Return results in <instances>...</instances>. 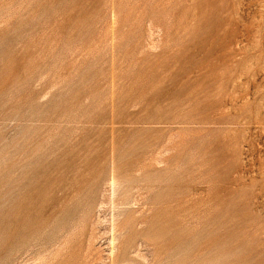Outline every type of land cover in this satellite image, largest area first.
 <instances>
[{
	"label": "rangeland",
	"instance_id": "rangeland-1",
	"mask_svg": "<svg viewBox=\"0 0 264 264\" xmlns=\"http://www.w3.org/2000/svg\"><path fill=\"white\" fill-rule=\"evenodd\" d=\"M31 259L264 264V0H0V264Z\"/></svg>",
	"mask_w": 264,
	"mask_h": 264
},
{
	"label": "bare ground",
	"instance_id": "bare-ground-1",
	"mask_svg": "<svg viewBox=\"0 0 264 264\" xmlns=\"http://www.w3.org/2000/svg\"><path fill=\"white\" fill-rule=\"evenodd\" d=\"M112 169V168H111ZM111 172V171H110ZM120 181V180H119ZM122 182H124V181H122ZM127 182V181H126ZM120 183V182H119ZM132 183V182H131ZM102 184H104V183H102ZM123 184V183H122ZM121 184V185H122ZM125 185H126V183H124ZM105 185H106V183H105ZM107 185H108V194H109V199H108V207L110 208V210L108 211V212H110V220H108L109 221V226H110V230H111V237H110V239H109V245H110V249L109 250H111V253H113L114 251V249H115V247L117 246V245H114V244H116V243H114V241H115V239H117V237L115 236V227L117 226L116 225V218H117V216H116V211H120V209H121V207H120V205H122L123 203H117V202H115L116 201V196H117V191H118V189L120 188V185H119V188H118V182H117V180H116V177L114 176V175H111L110 176V178H109V180H108V183H107ZM124 185V186H125ZM136 184H134V186H135ZM141 186V185H140ZM102 188H103V186H102ZM122 188V187H121ZM125 188V187H124ZM121 190H123V189H121ZM132 190V189H131ZM135 190V189H134ZM127 191H129V190H127ZM133 191V190H132ZM126 192V191H125ZM139 192V191H138ZM121 193V192H120ZM123 193V192H122ZM134 194H135V191L133 192ZM133 194V195H134ZM123 195H127V194H123ZM101 196V195H100ZM128 196H131L130 194L128 195ZM102 197V196H101ZM104 197V196H103ZM124 197V196H123ZM133 197V196H132ZM118 198H119V196H118ZM117 198V199H118ZM101 199H104V198H101ZM101 199H100V203H99V208H102L103 207V205H105V204H103V202L101 201ZM133 199V198H132ZM131 199V200H132ZM127 200H129V198L127 199ZM153 200V199H152ZM104 201V200H103ZM127 202V201H126ZM130 202V201H129ZM132 202H134V201H132ZM104 203H106V202H104ZM146 203V202H145ZM153 203V202H152ZM129 204V203H128ZM131 204H133V203H131ZM107 205V204H106ZM106 205H105V207H106ZM138 205V204H137ZM123 206V205H122ZM135 206V205H134ZM108 207H106V208H108ZM129 207V206H128ZM137 207V206H136ZM155 207V206H154ZM104 208V207H103ZM133 209V208H132ZM137 209V208H136ZM150 209V208H149ZM123 210H124V208H123ZM131 210V209H130ZM122 211V210H121ZM133 211H135V210H133ZM132 211V212H133ZM137 211V210H136ZM135 211V212H136ZM154 211H155V209H154ZM120 213V212H119ZM147 213H148V211H147ZM146 213V214H147ZM156 213V212H155ZM122 214V213H121ZM151 214V213H150ZM148 216V215H147ZM86 219V218H85ZM118 219H122V218H118ZM117 219V220H118ZM124 219V218H123ZM17 220V219H16ZM19 221V220H18ZM82 221V220H81ZM118 221H120V220H118ZM123 221H125V220H123ZM139 221V220H138ZM141 221V220H140ZM16 222V221H15ZM84 222V221H83ZM156 223H157V221H155ZM108 223V222H107ZM121 223V222H120ZM118 224V223H117ZM122 224V223H121ZM150 224V223H149ZM15 225H18V222H17V224H15ZM20 225H22L21 223H20ZM138 225V224H137ZM159 225V224H158ZM26 226V225H25ZM108 226V225H107ZM149 226V225H148ZM155 226H157L156 224H155ZM154 226V227H155ZM14 227V226H13ZM21 227V226H20ZM19 227V228H20ZM22 227H23V225H22ZM27 227V226H26ZM123 227V226H122ZM129 227V226H128ZM16 228V227H15ZM119 227H116V229H118ZM130 228V227H129ZM134 228V227H133ZM21 229V228H20ZM26 229V228H25ZM30 229V228H29ZM122 229V228H121ZM142 229V228H141ZM144 229V228H143ZM142 229V230H143ZM15 230V229H14ZM22 231H23V229H21ZM27 230V229H26ZM128 230V229H127ZM140 230V229H139ZM12 231V230H11ZM17 231V230H16ZM31 231V230H30ZM106 231H109V230H107V227H106ZM171 231V230H170ZM27 232H29L28 230H27ZM123 232H125V231H123ZM17 233V232H16ZM23 233V232H22ZM109 233V232H108ZM119 233H120V231H119ZM128 233V232H127ZM140 234H141V232H139ZM167 233V232H166ZM12 234V233H11ZM30 234H31V232H30ZM118 234V233H117ZM140 234H138L139 236H140ZM159 234V233H158ZM163 234V233H162ZM169 234V233H168ZM167 234V235H168ZM17 235H19V234H17ZM119 235V234H118ZM121 235V234H120ZM127 235V234H126ZM164 235V234H163ZM26 236V235H25ZM124 236V235H123ZM144 236H145V233H144ZM143 236V237H144ZM159 236V235H158ZM162 236V235H161ZM83 237V236H82ZM109 237V236H108ZM107 237V238H108ZM143 237L141 238V239H139V238H136L135 240L136 241H138L137 239H139V240H141L142 241V239H143ZM163 238H164V236H163ZM22 239V238H21ZM21 239H19L20 241H21ZM90 239V238H89ZM119 239V238H118ZM117 239V240H118ZM121 239H122V237H121ZM147 239V238H146ZM162 239V238H161ZM26 239H24V241H25ZM123 240H124V238H123ZM143 240H145V239H143ZM10 241H12V240H10ZM10 241H9V243H10ZM26 241H28V239L26 240ZM107 241V240H106ZM161 241V240H160ZM164 241V240H163ZM52 242H54V241H52ZM115 242H117V241H115ZM119 242V241H118ZM8 243V242H7ZM17 243V242H16ZM20 243H25V242H20ZM20 243L18 244V246L20 245ZM51 243V242H50ZM139 243H142V242H138V244ZM147 243V242H146ZM150 243V242H149ZM15 244V243H14ZM36 244V243H35ZM106 244H107V242H106ZM119 244V243H118ZM145 244V243H144ZM154 244V243H153ZM17 245V244H16ZM47 245H49V243L47 244ZM135 245V244H134ZM142 245V244H141ZM146 245V244H145ZM145 245H143V249H144V247H145ZM45 246V245H44ZM44 246H43V250H44ZM154 246V245H153ZM15 247H17V246H15ZM107 247H109V246H107ZM119 247V246H118ZM132 247V246H131ZM45 248H47V247H45ZM121 248V247H120ZM133 248V247H132ZM134 248L136 249V247L134 246ZM134 248H133V251H134ZM140 248V247H139ZM147 248V247H146ZM16 249V248H15ZM18 249V248H17ZM52 249H53V247H52ZM130 248H128L127 250H129ZM12 251H13V249H11ZM28 250V249H27ZM43 250H41V251H43ZM51 250V249H50ZM116 250V249H115ZM121 250V249H120ZM131 250V249H130ZM140 250V249H139ZM153 250V249H152ZM152 250L150 251V252H152ZM26 251V250H25ZM45 251V250H44ZM53 251V250H52ZM51 251V252H52ZM117 251V250H116ZM17 252V251H16ZM48 252V251H47ZM50 252V254H52ZM138 252V251H137ZM140 252V251H139ZM148 253L146 250L144 251V253ZM127 253H128V251H127ZM40 254V253H39ZM44 254V253H43ZM109 254V253H108ZM108 254H107V257H106V260H107V258H109L108 257ZM119 254V253H118ZM131 254H133L132 252H131ZM130 254V255H131ZM141 254V253H140ZM34 255V254H33ZM106 255V254H105ZM112 255V254H111ZM144 255V254H143ZM148 255H149V253H148ZM49 256V255H48ZM102 256V255H101ZM133 256V255H132ZM131 256V257H132ZM135 256H137V255H135ZM33 257V256H32ZM36 257V256H35ZM37 257H40L38 254H37ZM104 257V256H103ZM146 257H148V256H146L145 255V259H146ZM47 258V257H46ZM45 258V259H46ZM121 258V257H120ZM149 258V257H148ZM163 259H164V257H162ZM34 259V258H33ZM43 259V258H42ZM42 259L40 260V261H42ZM103 259H105V258H103ZM102 259V260H103ZM118 259H119V257H118ZM126 259H127V257H126ZM125 259V260H126ZM138 259V258H137ZM136 258L135 259H132V260H137ZM141 259V258H140ZM167 259V258H166ZM132 260H131V262H132ZM144 260V259H143ZM148 260V259H147ZM30 261H33L32 259L30 260ZM38 261V260H37ZM119 261H121V259L119 260ZM122 261H123V259H122ZM127 261V260H126ZM149 261H150V259H149ZM165 261V260H164ZM168 261V260H167ZM34 263L36 262V261H33ZM103 262V261H102ZM101 262V263H102ZM135 262V261H134ZM143 262V261H142ZM40 263V262H39ZM42 263V262H41ZM105 262H103V264H104ZM120 263V262H119ZM128 263V262H127ZM133 263V262H132ZM147 263V262H146ZM32 264V263H31ZM36 264V263H35ZM100 264V263H99ZM106 264V263H105ZM147 264H149V263H147Z\"/></svg>",
	"mask_w": 264,
	"mask_h": 264
}]
</instances>
